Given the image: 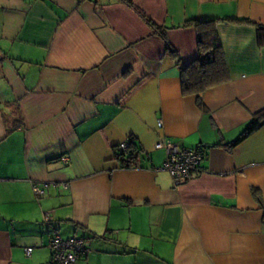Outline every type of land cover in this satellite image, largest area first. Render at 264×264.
I'll return each mask as SVG.
<instances>
[{"label": "crops", "instance_id": "crops-1", "mask_svg": "<svg viewBox=\"0 0 264 264\" xmlns=\"http://www.w3.org/2000/svg\"><path fill=\"white\" fill-rule=\"evenodd\" d=\"M132 1L165 40L122 0H0V264L46 263L54 233L74 264H264V124L233 143L264 111V0ZM191 19L250 23L216 25L229 78L186 95L165 48L196 58ZM165 139L202 171L175 185Z\"/></svg>", "mask_w": 264, "mask_h": 264}, {"label": "trees", "instance_id": "trees-1", "mask_svg": "<svg viewBox=\"0 0 264 264\" xmlns=\"http://www.w3.org/2000/svg\"><path fill=\"white\" fill-rule=\"evenodd\" d=\"M122 1L144 19V21L154 29L155 33L159 34L164 40L166 39L164 29L155 26L141 10L133 4L132 0ZM219 22L250 23L247 19H191L185 21L180 27H191L194 29L197 49L196 58L187 65H183L180 62L177 52L166 43V52L172 58L176 59V66L180 73V86L183 94H198L228 80V67L216 31V25ZM261 28L264 27L258 25V29ZM262 124H264V111H260L258 114L254 115L240 137L233 143L251 133ZM127 141L128 147L126 152L120 151L117 147L118 145L114 147L115 159L118 161L120 168L138 167V154L140 150L132 139H127Z\"/></svg>", "mask_w": 264, "mask_h": 264}, {"label": "built area", "instance_id": "built-area-1", "mask_svg": "<svg viewBox=\"0 0 264 264\" xmlns=\"http://www.w3.org/2000/svg\"><path fill=\"white\" fill-rule=\"evenodd\" d=\"M120 151L126 152L128 141H122L118 144ZM155 148L165 149V158L162 168L166 170L173 179L175 185L183 183L192 177L198 175L202 171V160L204 152L202 148H185L181 147L170 139L157 141ZM63 162L69 161L66 154L61 156ZM66 185L63 184V188ZM33 191L37 196L43 194V190L34 185ZM50 217L46 216L45 220ZM50 256L44 264H74L76 260L83 254L87 253L88 248L85 246L84 240L73 236L70 238H62L59 234L54 233L49 241ZM31 248H26V254H29Z\"/></svg>", "mask_w": 264, "mask_h": 264}]
</instances>
